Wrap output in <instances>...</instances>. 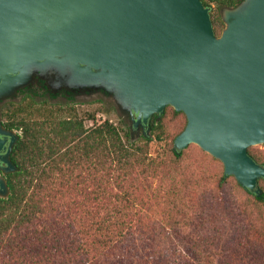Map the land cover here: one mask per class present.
Returning <instances> with one entry per match:
<instances>
[{
    "label": "trees",
    "instance_id": "trees-1",
    "mask_svg": "<svg viewBox=\"0 0 264 264\" xmlns=\"http://www.w3.org/2000/svg\"><path fill=\"white\" fill-rule=\"evenodd\" d=\"M200 1L210 8L238 0ZM34 103L30 96V106L0 110L4 128L18 133L10 154L17 171L5 175L9 195L0 198V264H264V180L257 197L222 173L209 204L198 203L200 182L210 179L199 171L219 161L199 148L189 155L190 145L171 147L186 124L182 112L167 106L153 115L139 144L126 126L107 119L85 127L73 109L58 116ZM168 108L184 116L171 141ZM152 141L168 146L164 157L150 154ZM248 154L264 165L261 153ZM229 178L235 194L253 201L229 192Z\"/></svg>",
    "mask_w": 264,
    "mask_h": 264
},
{
    "label": "water",
    "instance_id": "water-1",
    "mask_svg": "<svg viewBox=\"0 0 264 264\" xmlns=\"http://www.w3.org/2000/svg\"><path fill=\"white\" fill-rule=\"evenodd\" d=\"M222 17L216 36L200 0H0V100L36 75L51 92L104 90L143 136L170 106L186 119L173 149L196 145L259 197L248 149L264 144V0ZM17 138L0 121V198Z\"/></svg>",
    "mask_w": 264,
    "mask_h": 264
},
{
    "label": "rangeland",
    "instance_id": "rangeland-1",
    "mask_svg": "<svg viewBox=\"0 0 264 264\" xmlns=\"http://www.w3.org/2000/svg\"><path fill=\"white\" fill-rule=\"evenodd\" d=\"M241 0H238L233 6H217L216 4H211L209 8L210 19L212 22V27L216 36H219L222 30L225 28V23L223 22L222 12L225 8L235 7L237 3ZM38 81H42L44 85V90ZM52 89H57L56 92H51L48 87L45 85V81L39 76H35L27 86L24 88H20L17 93L13 94V96H8L0 100V110H3L4 107H8L9 109L16 108L17 105H22L24 107L30 106V96H32L34 103V107H39L41 104H45L50 109L53 110L54 114L58 116H63L67 112L75 111L79 117L84 120L85 127H91L93 124H99L104 120H109L115 126L120 129H125L124 126L130 132V140L132 142H138L141 144V137L143 136L144 132L146 134V129L138 126L137 128L132 127V120L131 116L128 112H123L120 110L119 106L117 105L113 96L108 94L104 90H85V89H74L73 91H68L65 88L59 89L58 87H53ZM63 91V92H62ZM64 91L68 92L69 94L66 96ZM129 114L130 120L127 118ZM87 115H93V119H90ZM2 122V119L0 120ZM184 122V116L179 114L177 116L172 114L170 108L166 110V114L163 119V125L166 130V139L167 141H171L172 137H175L178 132L180 131ZM18 134V133H17ZM147 135V134H146ZM173 147V144L172 146ZM254 152H259L264 157V144L252 147ZM149 152L151 155L156 157H164L165 153L168 150V146L164 144V142H154L152 141L149 144ZM198 147L196 145H190L188 154L193 156L197 152ZM169 153H167L168 155ZM187 162H191V160H187ZM193 169V168H186ZM196 170V169H195ZM1 172V171H0ZM204 177L209 176V180L206 182V187L204 182H200L202 188L201 190H206L202 193H197L196 200L198 199V203L207 205L209 204V200L211 197V189L215 185V181L217 180L218 176L223 173V167L220 162H214L212 167L209 169H204L199 171ZM2 174V173H0ZM198 179V177L194 176ZM229 177V176H228ZM192 178V177H191ZM264 188V184L261 185ZM153 189V188H152ZM227 190L234 194L237 198H247L250 201H253L250 196L245 195L242 193L241 190L238 189L237 195L234 192V180L233 178H229V183L227 184ZM201 198V199H199ZM239 200V199H238ZM163 208L168 209L167 205H160L157 207V210H153L154 218H160L159 215H162L161 212ZM135 237H138L139 234H134ZM154 236V234H152ZM167 236H171L167 234ZM179 236H183V233L179 234ZM155 240H158V237H155Z\"/></svg>",
    "mask_w": 264,
    "mask_h": 264
},
{
    "label": "flooded vegetation",
    "instance_id": "flooded-vegetation-1",
    "mask_svg": "<svg viewBox=\"0 0 264 264\" xmlns=\"http://www.w3.org/2000/svg\"><path fill=\"white\" fill-rule=\"evenodd\" d=\"M38 83L41 85V87L43 88V90L45 89L44 88V85H43V83H42V81H38ZM63 92V91H62ZM64 94L66 95V96H68V95H72L73 96V94H69L68 92H66V91H64ZM1 173V172H0ZM5 177V176H4Z\"/></svg>",
    "mask_w": 264,
    "mask_h": 264
}]
</instances>
